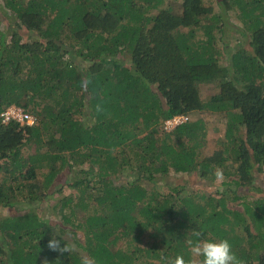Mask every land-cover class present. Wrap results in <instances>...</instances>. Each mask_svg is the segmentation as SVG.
<instances>
[{"label":"trees","instance_id":"16d2710c","mask_svg":"<svg viewBox=\"0 0 264 264\" xmlns=\"http://www.w3.org/2000/svg\"><path fill=\"white\" fill-rule=\"evenodd\" d=\"M96 1L2 0L0 112L20 107L35 121L0 116V205H28L0 219V264L190 261L197 239H227L245 264H264V197L242 190H263L253 169L264 168V0L219 1L248 31V50L229 64L203 0ZM198 29L204 38L194 40ZM203 110L224 122L206 154L204 122L193 117ZM178 114L185 119L164 130ZM65 167L73 176L62 183ZM179 173L226 187L207 195L153 182ZM48 193L65 194L52 224L34 205ZM52 238L71 250H51Z\"/></svg>","mask_w":264,"mask_h":264},{"label":"rangeland","instance_id":"374dc122","mask_svg":"<svg viewBox=\"0 0 264 264\" xmlns=\"http://www.w3.org/2000/svg\"><path fill=\"white\" fill-rule=\"evenodd\" d=\"M100 0H97L96 2H99ZM182 0H176V7H178V5L181 4ZM220 0H203V6L205 9L208 10V16H209V23H212V25H216L221 27V34H218L219 36V40H221L222 43H224V45L221 48V44L220 42L217 44L218 46H220V50L222 51V60L221 63H227L229 64L230 58L231 56L236 52V51H247L248 47H247V43H248V31L244 29L243 25H241V21L239 19V10L236 9L235 7H233L231 9V11L226 10L223 11L225 8L224 4H221V2H219ZM243 1H247V0H243ZM169 1L165 2V4L169 5L168 3ZM0 8L5 10V8H3V2L2 0H0ZM176 9V8H175ZM264 9V8H263ZM3 14H5V17L2 18V20H4V22L6 23V26L8 27H13L14 24V18L13 16L6 11H2ZM256 13H259V11H257ZM3 16V15H2ZM212 19V20H210ZM208 22V21H207ZM214 27H212V33L214 34L216 31L213 29ZM216 34V33H215ZM204 37L202 36V32L201 29L198 30H194L193 31V39L195 40H201ZM213 90H203L201 95L204 99H206L209 95V93H212ZM34 116V115H33ZM193 117L195 118H200L203 122H204V127L206 129L205 132V145L203 146V148L201 149L202 154H206L210 151H212L213 149H216L220 146L221 141L223 140V132H224V122H223V118L219 117L217 115V113L215 112H209L208 110H203L201 112H195L193 114ZM164 130H169L172 128V125H168L166 127L165 123L163 126ZM35 150V145L31 144L30 149H28L27 147L23 148V156L26 157L28 156V151L29 152H33ZM76 169V168H75ZM77 170V169H76ZM46 171V168H42L40 169L39 172H37V179L38 181H42V174L41 172ZM253 175H254V184L257 186H260L261 188H263V190L259 191V190H248V189H244L242 188L243 192H246L250 195H254L257 197H264V168L261 172H258L256 169H253ZM58 176H60L61 182L62 183H66L67 181H69L70 177L73 176V172H69L68 168L65 167L64 170L61 171L60 174H58ZM3 179H5V173L3 171H0V181H2ZM153 182H157L156 184L159 185L161 188V190L163 191H167V184H171V185H175V184H179V183H183L184 186H186L187 190H193L195 193H206L207 195H217L218 192L224 191L226 186L223 185H214L212 182H207V180H202L200 179L199 176H197L196 174L193 176H187L184 175L182 173H179L178 175L176 174H170L168 177L164 178V179H160L157 181H153ZM146 184H154V183H149L148 181L146 182ZM149 185V186H150ZM31 187L30 184H28V189ZM240 190V188H239ZM67 191L69 192V190L67 189ZM75 191L74 189L71 190ZM182 194H184V191L182 192ZM65 195L64 193L59 194V193H48L45 195V199L44 200H38V202H34V205L37 204H41L43 205L45 208V211L42 213V215L45 216V219L49 222L54 223V219L58 218V215L55 214V211L52 210V205L55 203V201L61 197ZM229 200H230V204L234 205L236 207V209L240 210L242 207L241 205H239V201L238 200H233V195L231 194H227ZM28 205L26 203H21L18 204L16 207H3L0 205V219L4 218V216H8V215H19V214H23L26 213L27 207ZM28 208V207H27ZM31 208H34L33 206H31ZM32 210V209H31ZM248 221V230L253 231V227L251 225V223ZM67 234V233H66ZM67 236H69L67 234ZM6 259H10L9 257H6Z\"/></svg>","mask_w":264,"mask_h":264},{"label":"clouds","instance_id":"9594fccd","mask_svg":"<svg viewBox=\"0 0 264 264\" xmlns=\"http://www.w3.org/2000/svg\"><path fill=\"white\" fill-rule=\"evenodd\" d=\"M97 112H102L103 108L100 104L96 106ZM215 176L218 181L223 180L222 169H217ZM196 237H200L199 231L194 232ZM48 247L60 254L67 253L71 250L67 244L62 245L59 239H50ZM192 259L186 261L182 255H177L174 260L164 258V264H245L237 254L233 251V246L227 239L220 240H200L197 239L192 243L190 249Z\"/></svg>","mask_w":264,"mask_h":264},{"label":"built area","instance_id":"2783aa9c","mask_svg":"<svg viewBox=\"0 0 264 264\" xmlns=\"http://www.w3.org/2000/svg\"><path fill=\"white\" fill-rule=\"evenodd\" d=\"M1 120L3 123H7L9 121H18L20 123H26L28 125H32L35 121V118L31 115L25 112L20 107L15 106H9L4 111L2 110L0 112ZM185 119V116L182 114H178L176 116H173L172 118L165 121L166 127L168 125H172V127L178 122Z\"/></svg>","mask_w":264,"mask_h":264}]
</instances>
